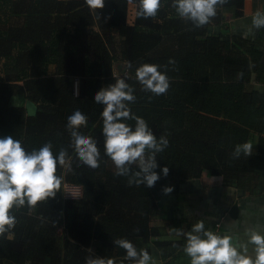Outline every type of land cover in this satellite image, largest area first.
I'll use <instances>...</instances> for the list:
<instances>
[{
	"label": "trees",
	"instance_id": "16d2710c",
	"mask_svg": "<svg viewBox=\"0 0 264 264\" xmlns=\"http://www.w3.org/2000/svg\"><path fill=\"white\" fill-rule=\"evenodd\" d=\"M138 4L0 0V135L14 136L28 151L48 142L54 150L67 148L66 161L56 168L61 182L55 195L14 209L16 225L0 237V264H86L97 257L133 264L114 243L121 238L151 255L159 250L162 264H190L185 234L198 220L154 225L160 201L181 198L182 185L206 173L245 194L257 192L264 175V89L250 84H264V48L214 29L226 25L238 0L218 4L217 15L202 27L181 19L172 0H161L157 15L148 18L137 16ZM145 63L167 72L166 93L155 95L136 80V68ZM124 76L135 90L132 112L157 138L169 140L157 154L169 174L152 188L129 184L132 173L116 175L104 154L103 106L93 94ZM77 79L79 96L73 94ZM27 100L36 104L35 115H29ZM75 107L87 114L80 131L98 142V168L82 163L72 146L66 115ZM255 141L250 156L233 155L237 145ZM65 183L80 186L81 196L67 197ZM166 187L173 191L165 193Z\"/></svg>",
	"mask_w": 264,
	"mask_h": 264
},
{
	"label": "clouds",
	"instance_id": "9594fccd",
	"mask_svg": "<svg viewBox=\"0 0 264 264\" xmlns=\"http://www.w3.org/2000/svg\"><path fill=\"white\" fill-rule=\"evenodd\" d=\"M105 0H87L90 6L103 5ZM176 14L195 27L210 23L217 15V5L225 0H172ZM161 0H139L137 16L155 17L160 10ZM252 27L264 28V11L252 15ZM174 63V61H169ZM131 67V65H129ZM135 78L143 89L161 95L170 88V78L161 65L142 64L135 70ZM73 94L80 95V82L75 80ZM136 99L134 88L127 77H120L114 83L102 86L93 94V100L102 105V133L104 154L113 162L118 176L129 177V184H143L148 188L156 185L161 175L167 177L169 167H161L157 154L164 151L169 140L157 138L147 121L132 112L130 103ZM134 120L135 125L128 123ZM87 114L79 107L66 115L72 146L80 161L91 168H98L101 152L95 138L80 131L86 123ZM253 144L245 142L234 148L233 155L241 153L250 156ZM67 148L53 149L51 142L38 149L28 151L22 141L12 135H0V237L10 234L16 225L14 209L27 205L33 208L39 201L55 195L61 177L57 174L58 164L66 161ZM132 165L137 169L133 172ZM159 169V171H157ZM166 187L165 193H171ZM184 252L190 257V264H264V232L246 230L242 242L237 246L232 235H220L206 228L204 220H198L185 234ZM123 248L126 259L133 264H154L155 258L146 248L137 249L132 241L119 239L114 242ZM249 245L254 255H249ZM86 264H114L111 259L89 258Z\"/></svg>",
	"mask_w": 264,
	"mask_h": 264
},
{
	"label": "crops",
	"instance_id": "0c3cea01",
	"mask_svg": "<svg viewBox=\"0 0 264 264\" xmlns=\"http://www.w3.org/2000/svg\"><path fill=\"white\" fill-rule=\"evenodd\" d=\"M135 11H136V5ZM264 11V0H238V5L228 11L226 25L216 26V31H224L230 37H237L257 42L264 48V28L252 27V15L257 10ZM129 17V21L132 22ZM224 29V30H223ZM250 88L264 89V84L254 81ZM27 102V101H26ZM252 151L257 150L256 141ZM181 198L178 196L164 197L162 214L154 217L153 223L163 226L166 222L177 219L204 220L214 232L220 235H232L237 246L242 242L246 230L264 232V175L255 194L224 185L221 176L204 174L199 179L184 183L181 187ZM237 204V209L232 211ZM249 255H254L249 245ZM154 264H162L159 250L152 255Z\"/></svg>",
	"mask_w": 264,
	"mask_h": 264
},
{
	"label": "rangeland",
	"instance_id": "374dc122",
	"mask_svg": "<svg viewBox=\"0 0 264 264\" xmlns=\"http://www.w3.org/2000/svg\"><path fill=\"white\" fill-rule=\"evenodd\" d=\"M134 11H135V6L132 3L130 5V15H129L130 19L133 18ZM64 189H65L66 196L69 197V198H78V197L81 196V187L80 186H77V185H74V184L65 183Z\"/></svg>",
	"mask_w": 264,
	"mask_h": 264
},
{
	"label": "water",
	"instance_id": "95a60500",
	"mask_svg": "<svg viewBox=\"0 0 264 264\" xmlns=\"http://www.w3.org/2000/svg\"><path fill=\"white\" fill-rule=\"evenodd\" d=\"M119 69H121V65H119ZM26 107L28 109L29 115H35L36 114L37 106L33 101L27 100ZM236 209H237V204L233 207L232 211H234Z\"/></svg>",
	"mask_w": 264,
	"mask_h": 264
}]
</instances>
